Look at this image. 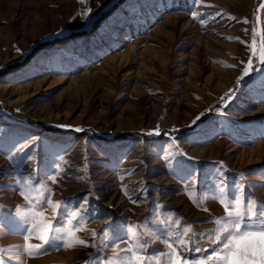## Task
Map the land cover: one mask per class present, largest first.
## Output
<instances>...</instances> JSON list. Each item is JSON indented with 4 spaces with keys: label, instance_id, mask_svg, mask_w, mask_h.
I'll list each match as a JSON object with an SVG mask.
<instances>
[{
    "label": "rangeland",
    "instance_id": "1",
    "mask_svg": "<svg viewBox=\"0 0 264 264\" xmlns=\"http://www.w3.org/2000/svg\"><path fill=\"white\" fill-rule=\"evenodd\" d=\"M118 1L0 0V249L7 264L18 257L98 264L115 255L105 239H126L128 225L144 221L162 233L153 221H167L169 212L198 233L211 229L206 221L223 214L221 205L208 200V211L198 208L185 186L193 196L241 186L264 202V64L253 59L237 84L253 38L258 45L264 36V0H126L88 37L54 44L2 74L38 43L91 29ZM29 174L57 177L52 199L83 205L88 222L80 236L91 242L95 230L96 246L65 249L53 240L42 255L24 254L16 181ZM157 250L166 245L150 240L148 252Z\"/></svg>",
    "mask_w": 264,
    "mask_h": 264
},
{
    "label": "snow or ice",
    "instance_id": "2",
    "mask_svg": "<svg viewBox=\"0 0 264 264\" xmlns=\"http://www.w3.org/2000/svg\"><path fill=\"white\" fill-rule=\"evenodd\" d=\"M90 11V8L87 9L83 15L87 17ZM216 15L221 13L217 12ZM192 17L199 19L201 24L205 23V20L196 13H192ZM243 22L248 21L245 19ZM250 51L247 64L241 76L237 78V84L249 75L253 59L264 64V36L258 45L253 38ZM233 91L234 89H230L229 93ZM228 98L231 99V96L228 95ZM199 119L198 115L192 123L195 124ZM76 130L81 131L79 128ZM23 148L24 146H21V150ZM16 183L23 202L17 205V214L24 218L27 225L22 246L27 257L44 254L46 246H50L53 240H60L65 249L96 246L98 234L95 230L91 233V242L80 236L88 222L83 205L77 208L68 202L52 199L54 192L50 184L57 183L56 176H49L45 181L37 180L29 174L17 179ZM192 191L194 190H189L185 186V193L188 194L190 201L198 208L202 207L204 211H208L205 206L208 200L221 205L223 214L206 221L213 225L211 229L198 233L195 231V225L171 212L168 213L167 221H153L163 227L162 233L150 226L148 221L135 226L129 224L126 239L111 242L105 239L104 246L109 247L115 255L101 259L98 264H264V202L247 196L241 186H237L235 192H229L222 186L213 194L197 192L193 196ZM33 239L40 243H32ZM157 239L166 245L167 251L157 250L149 253V241ZM121 243H126L127 247L120 249ZM116 249L120 251L116 252ZM186 252H195L198 255L190 258L182 254ZM17 259L19 264H23L22 258ZM7 260L4 250L0 249V264H7Z\"/></svg>",
    "mask_w": 264,
    "mask_h": 264
},
{
    "label": "trees",
    "instance_id": "3",
    "mask_svg": "<svg viewBox=\"0 0 264 264\" xmlns=\"http://www.w3.org/2000/svg\"><path fill=\"white\" fill-rule=\"evenodd\" d=\"M126 0H119L116 4H114V6H112L111 8H109L107 11H104L95 21V23L92 25V27H90L91 29L89 30H79V31H76V32H72L71 34L67 35V36H64V37H60V38H56V39H53L52 41H46V42H42V43H38V45H36L32 50L31 52L26 56L24 57L25 59L22 60V61H17V62H14L10 65H8L3 71H2V74L3 73H9V72H13V71H16L18 69H20L21 67H23L25 64L28 63V61L38 52H43V51H46L48 50L49 48H51L54 44H57V43H66V42H69L73 39H80V38H83V37H88L89 35L93 34L94 31L97 30L98 26L100 25V22L105 19L106 17H108L115 9L116 7L121 4L122 2H124ZM0 106H3L2 104H0ZM7 107V106H6ZM8 109H11V107H7ZM128 135V134H126ZM125 134H120L118 135L117 137H126Z\"/></svg>",
    "mask_w": 264,
    "mask_h": 264
}]
</instances>
